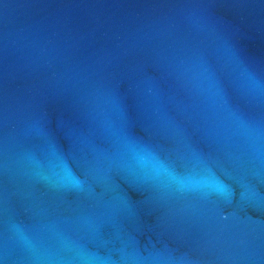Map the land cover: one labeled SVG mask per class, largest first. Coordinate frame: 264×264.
Here are the masks:
<instances>
[{"label":"water","instance_id":"obj_1","mask_svg":"<svg viewBox=\"0 0 264 264\" xmlns=\"http://www.w3.org/2000/svg\"><path fill=\"white\" fill-rule=\"evenodd\" d=\"M0 264H264V0H0Z\"/></svg>","mask_w":264,"mask_h":264}]
</instances>
